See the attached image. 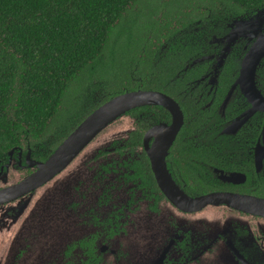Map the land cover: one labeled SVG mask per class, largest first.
Masks as SVG:
<instances>
[{
    "label": "flooded vegetation",
    "instance_id": "obj_1",
    "mask_svg": "<svg viewBox=\"0 0 264 264\" xmlns=\"http://www.w3.org/2000/svg\"><path fill=\"white\" fill-rule=\"evenodd\" d=\"M213 25L198 19L169 38L167 48L178 39L183 57L192 52L174 77L184 84L177 96L132 89L178 103L183 119L168 149L156 148V132L172 112L151 104L126 112L128 128L62 183L75 159L17 192L53 151L0 156V237L13 254L0 264H264V203L251 201L264 202V102L255 107L235 86L253 40L228 46ZM231 58L238 74L227 70ZM254 81L264 99V57ZM10 168L21 175L8 184Z\"/></svg>",
    "mask_w": 264,
    "mask_h": 264
},
{
    "label": "trees",
    "instance_id": "obj_2",
    "mask_svg": "<svg viewBox=\"0 0 264 264\" xmlns=\"http://www.w3.org/2000/svg\"><path fill=\"white\" fill-rule=\"evenodd\" d=\"M263 8L264 0H0V156L20 147L50 154L128 90L177 96L184 84L174 77L192 52L183 57L178 39L167 48L169 38L198 19L223 36L233 19ZM144 9L159 14L147 32ZM227 65L238 74V60Z\"/></svg>",
    "mask_w": 264,
    "mask_h": 264
},
{
    "label": "water",
    "instance_id": "obj_3",
    "mask_svg": "<svg viewBox=\"0 0 264 264\" xmlns=\"http://www.w3.org/2000/svg\"><path fill=\"white\" fill-rule=\"evenodd\" d=\"M262 14H264V8L260 9L256 15L250 19H233L231 23H229V32L221 38L222 40L227 41L228 46L236 39H239L240 36L245 37L243 39L247 41L253 40V44L243 58L241 74L236 81L235 86L238 85L254 106L257 107V104L261 109L263 106L259 104V101L264 102V99L255 86L254 76L256 66L264 57V32H260L263 28L264 21V16L261 17ZM248 29L252 31L246 34ZM151 104H160L167 107L172 112V123L164 124L165 126H158V133L155 131L156 136L157 134L160 135L159 143L156 148L160 151L164 149L165 144V147L168 149L172 144L183 119L178 103L172 97L160 91L143 89L126 91L112 97L89 114L63 140V142L59 144L45 162L38 163L39 168L36 172L15 187L17 192H27L41 186V184L47 182L67 168L69 164H71L74 159L78 158L106 128L125 115L126 112L136 107ZM237 124L238 121H233L227 127L228 130H226L233 132L232 128H236ZM168 132H170V135H168ZM15 149L16 148L10 150V153H13ZM158 177L160 180H164L161 175H158ZM162 186H164V183ZM253 199L251 201L259 204L264 203L263 201H256Z\"/></svg>",
    "mask_w": 264,
    "mask_h": 264
},
{
    "label": "rangeland",
    "instance_id": "obj_4",
    "mask_svg": "<svg viewBox=\"0 0 264 264\" xmlns=\"http://www.w3.org/2000/svg\"><path fill=\"white\" fill-rule=\"evenodd\" d=\"M157 6V3L152 4V9H155ZM146 16L144 20H141L142 24H145V31L147 32V29L149 28L150 22L152 21V19H158L159 18V14L155 13L154 16H151V10L148 9V11H146L144 9L143 11ZM140 26H142L140 24ZM144 32V33H146ZM128 36V35H127ZM126 38V36H125ZM124 38V39H125ZM108 57V56H107ZM106 57V59H107ZM131 60V59H130ZM129 60V61H130ZM120 66L122 67H126L127 68V61L126 62H122L120 63ZM103 82L106 83L108 82L107 79H103ZM132 123V119L130 117L127 116H123L121 118H119L118 120H116L113 124H111L108 128H106L86 149L84 152L81 153V155L76 158L73 163L71 164V166H69L64 173L61 174V178H60V183H62L63 181H67L70 179L72 173L77 170H80L85 164L87 165V162L92 160V156L96 155L97 151L103 147H105L106 145H108L111 140L113 138H115L116 134L120 131V130H124V128H128L127 125H130ZM93 163H98V161L93 160L91 162V164ZM90 164V165H91ZM20 171H18L15 168H10V170H8L6 172L5 177L9 178V183L15 182L17 180H19L20 178ZM4 181H0V184H2ZM4 184V183H3ZM53 184L46 186V188H44L43 191L48 190L49 188H52ZM35 204L34 207H36V205L38 204L37 199L35 200ZM5 256L6 259H8L9 257L13 256V254H11V248L9 247V242H5L2 237H0V260ZM31 260L28 261L27 264H30Z\"/></svg>",
    "mask_w": 264,
    "mask_h": 264
}]
</instances>
